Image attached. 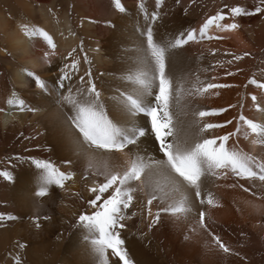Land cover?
Returning a JSON list of instances; mask_svg holds the SVG:
<instances>
[{"label": "bare ground", "instance_id": "1", "mask_svg": "<svg viewBox=\"0 0 264 264\" xmlns=\"http://www.w3.org/2000/svg\"><path fill=\"white\" fill-rule=\"evenodd\" d=\"M222 1L226 5L231 2ZM140 2L121 0L127 10L121 14L115 10L112 0H0V109H4L0 112V142L8 137L16 139V143L7 151L0 148V156L8 154L2 159L0 171H8L14 177L12 182L0 178V214H12L19 218L0 228V264H11L9 254L17 251V241L27 243V248L21 253L24 264H92L87 248V233L72 226L77 213L92 211L86 203L90 197L86 186L90 181L80 179L82 168L77 155L70 151L60 128L48 118L47 103L35 94L37 90L27 81L22 69H31L39 72L43 78L54 81L59 68L67 62L63 58L76 48L73 55L81 61L79 74L82 75L89 67L83 63V57L87 55L97 87L107 99L117 86L125 83L121 77L134 59V48L140 39L138 29L144 26L143 16L136 6ZM143 2L149 13L156 10L155 0ZM183 11L178 0H163L159 9L160 18L154 26L157 36L166 38L180 31L198 30L204 22L197 20L198 9ZM236 22L240 27L231 32L210 27L208 35L222 39L205 38L199 43L189 42L178 51L173 61V71L181 75L184 88L182 104L210 110L228 109L214 121L223 124L232 120L233 123L212 131L211 135L214 136L235 131V119L241 111L253 122L264 123V113L257 111L251 100L255 95L257 103L264 105V90L247 83L253 75L255 62L239 61L229 65L230 55H226L232 52L251 55L256 46L264 47V37L258 30L264 25V17L244 16L237 18ZM21 24L39 26L53 37L57 48L50 65L41 60L43 53L48 51L46 43L38 35L32 39L25 38L19 31ZM81 41L83 52L79 50ZM3 68L7 73H1ZM228 71L234 75L228 76ZM214 76L217 79L213 83H226L233 87L210 90L198 96L188 94L191 86L199 81H209ZM254 78L264 82V66ZM13 91L27 104L40 107L41 111L37 114L20 113L10 108L6 100ZM241 104L242 110L239 107ZM210 117L203 119L213 122ZM253 139V135L247 138L241 135L238 141L230 140L228 146L238 144L244 152L264 160V146L253 144ZM152 147L149 139L141 145V150L147 149L151 154ZM16 156L50 159L62 170L76 173L74 180L67 183L66 191L53 187L51 198H44L42 213L50 218L40 219L39 229L34 227L31 219L34 169L28 163L12 159ZM66 160H71V165L65 163ZM240 183L249 191L245 194L239 192L234 197H230L224 189L215 191L214 181L208 185L217 206H204L205 220L210 230L225 244L228 243L227 232H224L230 227L228 223L234 222L237 229H241L240 220L230 216L229 212H244L242 221L251 227L261 223L263 218L264 199L261 197L264 196V183L258 180H240ZM73 193H79L83 201ZM132 210L136 211V215L125 221L127 227L121 229L120 233L133 264H224L226 254L211 244L210 237L198 227L195 218L178 221L161 213L160 220L149 230L150 218L146 209L137 205ZM152 211H157L155 204ZM237 237L239 241L242 236ZM111 260L115 264L118 258L112 257Z\"/></svg>", "mask_w": 264, "mask_h": 264}, {"label": "snow or ice", "instance_id": "2", "mask_svg": "<svg viewBox=\"0 0 264 264\" xmlns=\"http://www.w3.org/2000/svg\"><path fill=\"white\" fill-rule=\"evenodd\" d=\"M162 3L163 0H155L156 10L151 13L143 0L138 4L144 26L138 29L140 39L134 48V59L121 77L125 83L117 86L107 99L97 87L87 55L83 57V63L89 67L79 74L81 61L73 55L76 48L63 58L67 62L59 68L54 81L31 69H22L27 81L37 90L35 94L47 103L48 118L60 128L70 151L77 155L82 168L80 179L90 181L86 186L90 194L86 203L92 211L77 213L72 226L87 233L92 264H112V257L118 258L115 264H133L124 248L120 230L127 227L125 221L136 215V211L130 210L137 205L146 209L150 218L149 230L160 220L161 213L178 221L195 218L213 246L224 254L239 255L206 223L204 206H217L208 185L228 176L264 183V160L244 152L238 144L228 146L230 140L238 141L241 135L245 138L253 135V144L264 146V123L253 122L241 111L235 119V131L211 135V130L223 128L233 121L221 124L203 118L217 116L228 109L210 110L182 104L181 75L173 71L174 58L185 45L192 41L199 43L205 38L222 39L208 35V29L213 26L222 32L239 29L237 18L264 14V0H260L261 6L254 11L225 5L227 15L222 9L208 17L198 30L180 31L166 38L158 37L154 27L160 18ZM112 4L119 13H126L121 0H112ZM228 20L232 22H226ZM19 31L28 39L37 35L42 38L48 51L43 53L41 60L50 65L57 48L53 37L39 26L21 24ZM79 50L84 51L83 41ZM226 55L231 56L228 63L232 64L243 60L248 53ZM226 74L234 75L231 71ZM216 79L214 76L209 81H199L188 89V94L198 96L210 90L233 87L213 83ZM247 83L264 90V82L255 78ZM251 100L257 111L264 113V105L257 103L255 95ZM6 104L20 113L41 111L40 107L27 104L15 91ZM239 107L243 109L242 104ZM188 116L191 118L186 119ZM149 139L153 146L151 154L147 149L141 150V145ZM12 159L28 163L34 169L31 219L34 227L39 229V220L50 218L42 213L44 198H51L53 187L66 191L67 183L74 180L76 173L62 170L50 159L21 156ZM65 163L71 165L72 162L66 160ZM0 178L9 182L14 180L8 171H0ZM243 190L249 191L248 188ZM73 195L83 201L79 193ZM154 204L155 213L152 211ZM17 219L12 214H0V228ZM15 247L17 251L9 254L11 264H24L21 253L27 243L17 241Z\"/></svg>", "mask_w": 264, "mask_h": 264}, {"label": "rangeland", "instance_id": "3", "mask_svg": "<svg viewBox=\"0 0 264 264\" xmlns=\"http://www.w3.org/2000/svg\"><path fill=\"white\" fill-rule=\"evenodd\" d=\"M185 3L187 8H184L182 6V3ZM139 4V3H137ZM179 7H182L184 9V13H186L188 10L194 8L198 9V15L197 20L198 22L205 21L208 17L216 14L218 11H221L225 8L224 2L222 0H178ZM138 6V5H136ZM228 6H241L246 8L249 11H254L256 7L261 6L260 0H238L234 1L231 0ZM225 13L226 9H225ZM264 14H257L253 15L252 17L261 18L264 17ZM258 23V21H257ZM201 26V25H200ZM259 33L262 35L261 37H264V25L262 28L258 29ZM261 38V39H262ZM249 40V39H248ZM197 45V44H195ZM257 49L255 51H252L253 53L251 55H246L242 62H255L254 72L253 75H251L250 79L256 75L261 69L262 66H264V47L256 46ZM232 52V51H231ZM231 54H235V52H232ZM240 55V54H238ZM243 55V54H242ZM231 59V56L228 58ZM214 60L213 62H215ZM239 61H233L232 64ZM176 64V63H174ZM229 64V65H232ZM3 66V65H2ZM4 67V66H3ZM174 67V66H173ZM5 69H7L5 67ZM3 68L1 73L6 72ZM217 116H211L210 118L213 119L212 123H216L214 119L216 120ZM217 129L211 130L215 131ZM16 143V139L13 137H8L6 140L3 139L2 142H0V148L7 151L8 149L12 148V146ZM1 155V154H0ZM8 154L4 153L2 156H0V165L2 164V159L5 158ZM12 156V155H11ZM223 182L219 183L220 180L214 181V190L221 189L230 196L234 197L235 194L242 192V194H245L246 192L243 190L244 185L240 183V180L236 179L235 177L229 176L227 178H223ZM252 182V181H251ZM241 184V185H240ZM235 185V186H233ZM243 187V188H242ZM249 197V196H248ZM264 199V196L261 197ZM250 200H254V198H250ZM262 200V199H261ZM215 205L217 204V200L214 199ZM210 208H215L210 206ZM230 216H234L236 219L240 220L239 224L241 229H237V225L234 224V222L228 223L230 227L228 229H225L224 232H227L228 235V243L226 244L228 247L232 248L233 252L239 253V255H225L226 258L224 260V264H264V208H262V214L263 217L261 220V223H256L255 227H251L249 224H245L243 220L244 212H229ZM244 215V216H243ZM237 236L241 237L243 240L236 239ZM235 239V240H234ZM233 240V241H232ZM236 241V242H234ZM238 242V243H237ZM228 256V257H227ZM243 257V259H241ZM223 261V260H222ZM226 261V262H225Z\"/></svg>", "mask_w": 264, "mask_h": 264}]
</instances>
